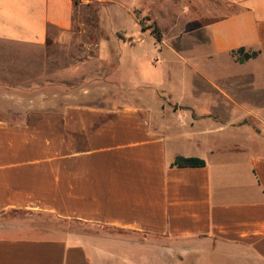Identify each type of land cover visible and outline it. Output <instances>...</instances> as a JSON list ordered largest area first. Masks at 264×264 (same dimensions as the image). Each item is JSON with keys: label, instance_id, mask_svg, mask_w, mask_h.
Instances as JSON below:
<instances>
[{"label": "crops", "instance_id": "obj_1", "mask_svg": "<svg viewBox=\"0 0 264 264\" xmlns=\"http://www.w3.org/2000/svg\"><path fill=\"white\" fill-rule=\"evenodd\" d=\"M76 6L0 0V42L46 46L72 29ZM188 17L208 44L183 58L201 62L165 66L161 82L148 60L178 53L156 50L136 18L134 33L123 24L138 44L121 61L149 90L132 103L71 95L59 113L0 118V218L71 224L0 225V264H264V0H199ZM239 49L256 56L239 62Z\"/></svg>", "mask_w": 264, "mask_h": 264}, {"label": "rangeland", "instance_id": "obj_2", "mask_svg": "<svg viewBox=\"0 0 264 264\" xmlns=\"http://www.w3.org/2000/svg\"><path fill=\"white\" fill-rule=\"evenodd\" d=\"M198 3L199 0H75L72 29L46 46L0 42V118L18 122L28 113H59L70 102L71 95L76 102L87 98L92 103H100L101 99L132 103L139 96L137 88L148 93L146 86H136L140 76L132 72L131 62L121 61L124 51L138 44V39L128 38L122 31L125 24L129 33L135 32L133 18L143 31L154 30L160 37L158 42L147 38L156 50L171 49L178 53L179 57L172 61L159 54L148 60L157 67L158 81L161 82L165 66L197 67L201 60L185 59L183 52L206 49L208 44L202 31H191L197 25L188 19V11L195 12ZM140 66L141 70L146 68L143 61ZM145 77L149 76L143 75L141 81ZM120 79L127 85L120 83ZM19 224L60 233L71 230L68 222L20 211L0 218V225ZM102 231L108 236L141 239L113 230Z\"/></svg>", "mask_w": 264, "mask_h": 264}, {"label": "trees", "instance_id": "obj_3", "mask_svg": "<svg viewBox=\"0 0 264 264\" xmlns=\"http://www.w3.org/2000/svg\"><path fill=\"white\" fill-rule=\"evenodd\" d=\"M157 41H160V37L154 32H151ZM237 55V61L243 62L250 58L256 56L255 52H244L243 49H239L236 52H233ZM171 166L178 167V168H196V167H203L205 166V161L195 157H176L175 160L172 162Z\"/></svg>", "mask_w": 264, "mask_h": 264}]
</instances>
